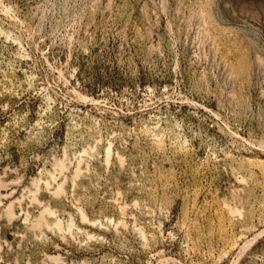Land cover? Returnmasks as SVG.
<instances>
[{"label": "rangeland", "instance_id": "1", "mask_svg": "<svg viewBox=\"0 0 264 264\" xmlns=\"http://www.w3.org/2000/svg\"><path fill=\"white\" fill-rule=\"evenodd\" d=\"M0 264H264V0H0Z\"/></svg>", "mask_w": 264, "mask_h": 264}, {"label": "bare ground", "instance_id": "2", "mask_svg": "<svg viewBox=\"0 0 264 264\" xmlns=\"http://www.w3.org/2000/svg\"><path fill=\"white\" fill-rule=\"evenodd\" d=\"M78 178V177H77ZM59 222V221H58ZM41 225V223H39V226ZM55 225H58V223L56 222L55 223ZM59 226H61V225H59ZM38 227V226H37ZM40 228H41V226H40ZM42 229V228H41Z\"/></svg>", "mask_w": 264, "mask_h": 264}]
</instances>
